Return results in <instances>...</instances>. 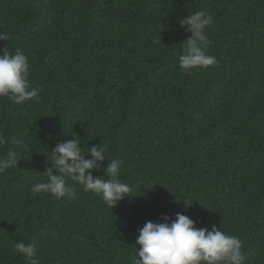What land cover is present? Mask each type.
Listing matches in <instances>:
<instances>
[{"label": "trees", "instance_id": "trees-1", "mask_svg": "<svg viewBox=\"0 0 264 264\" xmlns=\"http://www.w3.org/2000/svg\"><path fill=\"white\" fill-rule=\"evenodd\" d=\"M196 11L213 19L217 64L185 72L179 22ZM0 31L40 89L38 102L0 98V158L20 160L0 172V264H28L15 242L40 264H132L138 230L177 213L264 264V0H0ZM73 133L85 155L106 148L94 177L122 162L132 195L113 209L79 185L31 192Z\"/></svg>", "mask_w": 264, "mask_h": 264}, {"label": "clouds", "instance_id": "clouds-1", "mask_svg": "<svg viewBox=\"0 0 264 264\" xmlns=\"http://www.w3.org/2000/svg\"><path fill=\"white\" fill-rule=\"evenodd\" d=\"M181 27L191 35L182 45L178 56L179 67L185 72L195 68H208L217 64L215 56L208 54L211 41L206 28L213 19L205 11H196L180 20ZM10 34L0 31V42H7ZM30 66L27 56L20 50L15 53L0 47V98L19 105L29 101H39V88L32 87L29 81ZM71 140L62 141L51 150V167L42 176L46 181L37 182L31 187L33 194H49L56 199L71 198L79 185L84 192H92L111 209L131 194V187L120 180L122 162L112 159L104 169V175H93L108 161L106 148L93 145L82 152L81 138L73 133ZM19 143V141H15ZM7 143L0 135V146ZM85 156L91 157L85 159ZM20 160L15 152L7 158H0V172L17 167ZM53 169L57 174H53ZM103 175V176H104ZM71 181V183H69ZM163 222L148 221L138 230L135 241V256L132 264H244L242 241L234 235L218 230L215 225L196 228L188 216L177 213L174 220L163 216ZM15 250L25 257L28 264H40L36 248L32 244L15 242Z\"/></svg>", "mask_w": 264, "mask_h": 264}]
</instances>
